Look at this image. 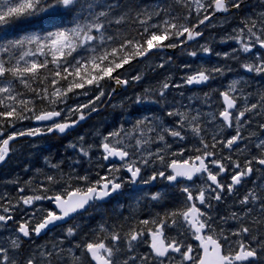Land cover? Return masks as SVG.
<instances>
[{
	"label": "snow or ice",
	"instance_id": "1",
	"mask_svg": "<svg viewBox=\"0 0 264 264\" xmlns=\"http://www.w3.org/2000/svg\"><path fill=\"white\" fill-rule=\"evenodd\" d=\"M218 16L235 21L229 51L200 43ZM129 86L119 106L144 113L5 184L0 264H264V0H0V163ZM127 189L119 211L84 218Z\"/></svg>",
	"mask_w": 264,
	"mask_h": 264
},
{
	"label": "rangeland",
	"instance_id": "2",
	"mask_svg": "<svg viewBox=\"0 0 264 264\" xmlns=\"http://www.w3.org/2000/svg\"><path fill=\"white\" fill-rule=\"evenodd\" d=\"M253 2H255V0H253ZM213 24L216 25L215 30H211V26H209L208 30H205V35H204V39L200 41V43H204L205 41H208L214 48L216 51H229L231 47H235V42L234 41H228L227 44H219V40L226 36L227 33H230L232 30V27H235V21L233 20V16H221V17H217L216 21H213ZM19 29H23L25 27H23V25H19L18 26ZM197 45H192L190 47H196ZM167 54H169L167 52ZM175 58H174V64H179L182 63L184 60V57L182 56L181 52L174 54ZM218 60H220V58L216 57L215 55H212L210 58H208L207 63L208 65H212V64H216L218 62ZM221 63H224V61H220ZM197 63H203L201 61H198ZM227 63L231 64L232 68H233V72H242L243 70L239 68V66L235 63H232L231 61H228ZM148 64L149 62H144L143 65L139 66L141 71L144 73H147L148 76L151 78L153 76H155V73L151 72L148 68ZM168 73H165V75ZM172 74V73H171ZM175 74V72H174ZM230 78L232 76V74H229ZM162 79V76L160 77ZM146 83H155L154 80L150 79L149 81H147ZM219 83V81H218ZM253 84V86H256V84L258 83L257 81H252L251 82ZM213 87H215L216 85H212ZM133 87L129 88L127 91H125L123 94H120L118 96H116L113 100H112V104L115 105H119L120 101L122 99H124L125 97H134V93H133ZM208 89H205L204 91H207ZM137 91H139L137 89ZM188 95H197L200 96L202 95L201 92H198L196 90H193L192 92L188 93ZM194 103V101H193ZM140 107L141 112L140 113H144L146 111V109L142 106H137ZM108 111L111 112L112 111V106L108 105L107 106ZM153 111H155L156 109L153 108ZM112 113V112H111ZM52 144V141L50 139H47V142L45 141V139H41L40 141H38L37 143L33 142V143H29L28 145H23L20 146V148L16 151V153L13 154V156L11 157L8 166L10 165L11 168H6L4 169V171L8 174L10 173L13 176V179L20 177L23 178L26 174L25 169L26 168H31L28 166H16V163L19 162H29V161H33V160H38V159H43L42 153L44 155V149H47V147H49ZM25 152L27 154H25ZM53 152L55 153H60V156L65 155L64 152H62L61 150H53ZM62 154V155H61ZM33 169V168H31ZM35 169H33L34 171ZM28 178V176L25 177V180ZM11 179V178H10ZM12 180V179H11ZM7 190L1 183H0V191H5ZM12 191V190H11ZM55 235V233H53V236ZM48 238V239H44L43 241H40L39 239H37L35 241L36 245L39 244H43L45 242H48L52 239ZM32 245L26 244L25 247H29Z\"/></svg>",
	"mask_w": 264,
	"mask_h": 264
},
{
	"label": "flooded vegetation",
	"instance_id": "3",
	"mask_svg": "<svg viewBox=\"0 0 264 264\" xmlns=\"http://www.w3.org/2000/svg\"><path fill=\"white\" fill-rule=\"evenodd\" d=\"M49 138L51 139L52 136H50ZM23 142H24V140L17 141L15 144H13V148L18 150V149L20 148V146L22 145ZM26 145H27V144H26ZM12 156H13V155H12ZM10 159H11V158H10ZM10 159L8 160V163H9ZM8 163L5 165L4 169H6V168H11L10 165L8 166ZM41 165H43V164H39L37 168H39ZM7 175H8V178H6V179H5V178H1V179H0V183H2V184L4 185V187H5V184H6L8 181H10L11 179H13V176H12L10 173H8ZM30 175H31V172L25 174V177H26V176H30ZM10 178H11V179H10ZM23 179H25V178H23ZM253 179H256V177L254 176ZM6 189H7V191H11V190L13 191L11 184H7V188H6ZM172 191H173L177 196L179 195L177 189H173ZM131 192H132L131 189H127L126 192H125V196L116 197V198H115L112 202H110L108 205H100V206H98V208H96V209H89L87 213H84V214H83L84 218H86V217L89 215V213H91L92 215H97V214L100 213V212H104L106 215H111V214H113L114 212L119 211V210H120V205H121V204H124V205L127 204L126 196H127V195H130ZM117 202H119V203H117ZM45 203H47V202H45ZM70 223H71V222H70ZM55 232H56V230H54L53 233H55ZM53 233H49V234L46 235V236H41V237L39 238V240H40V241H43L44 239L51 238V237H53Z\"/></svg>",
	"mask_w": 264,
	"mask_h": 264
},
{
	"label": "trees",
	"instance_id": "4",
	"mask_svg": "<svg viewBox=\"0 0 264 264\" xmlns=\"http://www.w3.org/2000/svg\"><path fill=\"white\" fill-rule=\"evenodd\" d=\"M117 111H118V108H116ZM134 112H139L138 109H133ZM121 114H118L115 109H113V113L112 114H109V115H106V116H103V117H98V118H102L100 119V123L98 125H101L102 123L104 125H109V124H112V123H116V118H121ZM96 118V117H94Z\"/></svg>",
	"mask_w": 264,
	"mask_h": 264
},
{
	"label": "bare ground",
	"instance_id": "5",
	"mask_svg": "<svg viewBox=\"0 0 264 264\" xmlns=\"http://www.w3.org/2000/svg\"><path fill=\"white\" fill-rule=\"evenodd\" d=\"M58 151V150H57ZM58 154H60L59 152H58ZM62 155V154H61Z\"/></svg>",
	"mask_w": 264,
	"mask_h": 264
}]
</instances>
